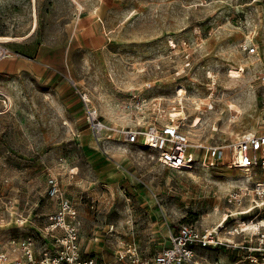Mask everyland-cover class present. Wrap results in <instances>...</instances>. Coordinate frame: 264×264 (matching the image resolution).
Masks as SVG:
<instances>
[{"label": "rangeland", "instance_id": "374dc122", "mask_svg": "<svg viewBox=\"0 0 264 264\" xmlns=\"http://www.w3.org/2000/svg\"><path fill=\"white\" fill-rule=\"evenodd\" d=\"M35 6L34 32L6 43L11 55L0 61V234H33L39 248L35 227L6 212L46 225L55 222L50 216L69 213L67 199L79 217L83 257L109 261L133 247L150 257L181 223H216L238 172L173 171L136 144L98 145L70 80L113 126L134 128L140 117L160 115L166 123L183 111L186 120L173 119L203 158L206 147L264 130V0H36ZM32 26L31 0H0V35L23 36ZM239 64L243 76L227 77ZM136 91L147 100L140 111L130 100ZM196 116L198 127H190ZM242 256L241 249L220 247L199 250L196 260L249 264Z\"/></svg>", "mask_w": 264, "mask_h": 264}, {"label": "built area", "instance_id": "2783aa9c", "mask_svg": "<svg viewBox=\"0 0 264 264\" xmlns=\"http://www.w3.org/2000/svg\"><path fill=\"white\" fill-rule=\"evenodd\" d=\"M6 43L0 39V61L11 54ZM168 44L170 48L175 47L172 41ZM248 52L254 53L256 49L250 47ZM70 81L80 100L87 130L98 145L110 141L136 144L142 150L154 153L161 165L173 171L221 167L238 172L239 177L229 183L224 194L227 207L216 223L203 228L181 223L176 228H169L167 245L150 257L140 255L134 247L120 251L115 259L109 261L83 257L78 233L79 217L67 199L63 207L69 213L62 212L54 218L50 216V220L55 222L46 225L34 223L29 217L10 209L6 216L14 214L21 225L34 226L41 243L36 249L33 234L22 237L2 234L0 246L3 243L6 249L0 248V264H198L196 256L199 250H217L220 247L241 249L242 261L264 264V130L239 134L227 145L206 147L203 158H198L196 148L200 145L191 144L187 134L181 130L180 122L174 121L171 114L166 123L161 122L163 118L160 115L152 121H143L140 117L134 128L113 126L102 120L88 94L73 80ZM141 92L136 91L130 97L137 102L135 107L139 111L146 108L147 101ZM176 94L180 97L178 92ZM9 102V98L2 99L5 107ZM56 227L61 229L59 233L54 232ZM109 230L112 231L113 226ZM10 253H16V256L11 257Z\"/></svg>", "mask_w": 264, "mask_h": 264}, {"label": "bare ground", "instance_id": "6f19581e", "mask_svg": "<svg viewBox=\"0 0 264 264\" xmlns=\"http://www.w3.org/2000/svg\"><path fill=\"white\" fill-rule=\"evenodd\" d=\"M31 2H32V17H33V26H32V29L27 34H25L23 36L0 35V39L2 41H6L8 43L9 42H14V41H20V40L26 39V38H28L29 36L32 35V33L34 32L35 27H36L37 13H36V6H35L36 0H31ZM4 58H7V57H3V59ZM243 66H244L243 64H239L237 67L230 68L228 70V72H227V77L232 78V79H239V78H241L243 76V72H244V69H245ZM176 91L179 93V95H181L182 92H183V86H181V85L177 86ZM0 94L1 95H4L5 93H4V91H2L0 89ZM228 107L230 109L234 110V111H240V108H239V106L236 103L229 102ZM240 112H242V111H240ZM179 115H181L183 119L186 118L184 112L181 111V110H177V111L171 113V116H179ZM200 121H201V118L198 117V116H196L195 118H193L188 123V125L190 127L196 128V127H198ZM218 129L219 128L217 126H215V125H213V128H211L212 131H217Z\"/></svg>", "mask_w": 264, "mask_h": 264}, {"label": "crops", "instance_id": "0c3cea01", "mask_svg": "<svg viewBox=\"0 0 264 264\" xmlns=\"http://www.w3.org/2000/svg\"><path fill=\"white\" fill-rule=\"evenodd\" d=\"M90 26V25H89ZM88 34H86V36H87ZM0 227L1 228H4V225H1L0 224ZM6 231V230H5ZM1 232V231H0ZM4 234H6V233H4ZM6 235H8V234H6ZM6 235H3V236H6ZM0 236L2 237V234H0ZM0 248L1 249H6V245H4L3 243L1 244V246H0ZM8 249V248H7ZM10 255H11V257H15L16 256V253H10Z\"/></svg>", "mask_w": 264, "mask_h": 264}]
</instances>
